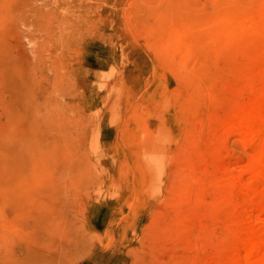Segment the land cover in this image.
Wrapping results in <instances>:
<instances>
[{"label": "rangeland", "instance_id": "rangeland-1", "mask_svg": "<svg viewBox=\"0 0 264 264\" xmlns=\"http://www.w3.org/2000/svg\"><path fill=\"white\" fill-rule=\"evenodd\" d=\"M263 2L0 0V264H251L264 58L209 22Z\"/></svg>", "mask_w": 264, "mask_h": 264}, {"label": "bare ground", "instance_id": "bare-ground-1", "mask_svg": "<svg viewBox=\"0 0 264 264\" xmlns=\"http://www.w3.org/2000/svg\"><path fill=\"white\" fill-rule=\"evenodd\" d=\"M224 8L219 11L209 22H213L212 36L218 44L229 40L246 37L259 39V46L264 58V2L254 9L250 7ZM193 31L188 28L178 29L176 41L178 51L183 49L184 60L193 57V43L186 42L191 39ZM249 42V43H250ZM263 84L259 86L257 98L264 99V71L261 73ZM236 120V128L243 133L244 137L251 141L259 140V147L256 150L250 164V168L258 176H264V112L261 106L248 105L233 110V117ZM246 259H253L251 264H264V233H251L247 236L244 246ZM44 253V252H43Z\"/></svg>", "mask_w": 264, "mask_h": 264}]
</instances>
